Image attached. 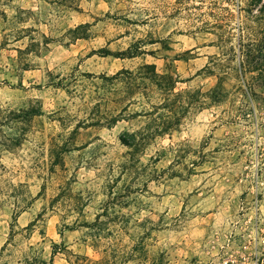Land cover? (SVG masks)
Instances as JSON below:
<instances>
[{
  "label": "rangeland",
  "instance_id": "obj_1",
  "mask_svg": "<svg viewBox=\"0 0 264 264\" xmlns=\"http://www.w3.org/2000/svg\"><path fill=\"white\" fill-rule=\"evenodd\" d=\"M256 8L0 0V264H264V88L234 70ZM143 63L176 80L170 133ZM218 74L224 99L190 105Z\"/></svg>",
  "mask_w": 264,
  "mask_h": 264
},
{
  "label": "trees",
  "instance_id": "obj_2",
  "mask_svg": "<svg viewBox=\"0 0 264 264\" xmlns=\"http://www.w3.org/2000/svg\"><path fill=\"white\" fill-rule=\"evenodd\" d=\"M255 6H257L254 17L253 28L243 29V34L240 36L237 48L236 58L237 64L234 66V70L240 79L245 84V89L241 90L244 96H247V92H251L257 96L254 92L256 87L264 88V0H255ZM252 12V11H251ZM82 25L77 26L74 31L80 28ZM245 32V34H244ZM141 40H137L130 44L126 49L114 52V56L118 57H135L137 55L146 52L141 48ZM231 49V48H230ZM235 51V49L232 48ZM148 53H152L149 51ZM138 69L142 71V79H147L148 83L153 85L162 97L160 105L166 107V114L162 116L160 124H155L152 130L154 134H165L171 132V90L175 87L176 80L171 76V73H158L156 71L155 64L143 63ZM211 72L214 70H210ZM218 74L217 81L213 87L205 91L201 96L205 100H200L199 96H196L197 91H186L187 101L190 105H198L199 107L206 102H219L224 99L226 93L223 91L222 77ZM241 85V84H240ZM176 96H181V93H176ZM180 98V97H177ZM264 99V97H260ZM34 115L33 110L26 113L23 117L24 120H29ZM163 115V114H162ZM178 120V118L176 117ZM140 131H132L131 133L125 132L121 134L120 141L125 146L131 148L133 151L139 149L142 144L147 140L143 136L138 135ZM140 134V133H139ZM2 143V142H1ZM19 143V137L12 138V145H8L11 148L13 145ZM3 145L7 146V144ZM9 197V196H8ZM15 221V216L13 217ZM54 250L51 253L50 260L53 259ZM49 260V261H50ZM41 264H48L45 260H41Z\"/></svg>",
  "mask_w": 264,
  "mask_h": 264
}]
</instances>
